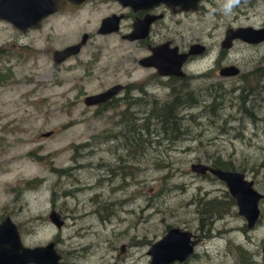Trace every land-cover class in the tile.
<instances>
[{
  "label": "rangeland",
  "instance_id": "374dc122",
  "mask_svg": "<svg viewBox=\"0 0 264 264\" xmlns=\"http://www.w3.org/2000/svg\"><path fill=\"white\" fill-rule=\"evenodd\" d=\"M215 1L216 11L230 4ZM209 9L202 20L209 50L170 88L153 81L135 62L137 45L119 35L94 34L77 55L56 64L53 50L81 36L58 34L46 47L33 40L39 32L17 38L0 21V221L9 216L24 245L54 242L61 264H149L150 245L175 226L201 243L188 260L172 264H264V199L260 220L248 229L226 185L190 168L216 157L231 160L264 193V42L236 39L220 52L230 26L264 24V2L249 19ZM185 20L179 33L188 39V30L201 26L186 18L180 25ZM27 41L41 49L20 47ZM226 65L239 75L221 76ZM116 83L130 89L102 107L84 104L85 96ZM173 86L196 99L181 107L179 137L171 140L151 111L172 98ZM213 90L221 96L215 117L202 114ZM206 204L221 210L208 216ZM52 209L64 219L61 228L48 217ZM240 255L250 258L243 263Z\"/></svg>",
  "mask_w": 264,
  "mask_h": 264
},
{
  "label": "flooded vegetation",
  "instance_id": "af4514ba",
  "mask_svg": "<svg viewBox=\"0 0 264 264\" xmlns=\"http://www.w3.org/2000/svg\"><path fill=\"white\" fill-rule=\"evenodd\" d=\"M11 1H14V0H11ZM44 1L47 2L48 4L52 3V6H53L52 8H55V9L45 14L39 20V22L35 25H31V26L21 29L17 27V25L13 22H8L3 19H0V21L8 22L10 26L13 28L14 36L17 38H28L33 32H39V36H36L35 39L33 40L36 41V39H40L41 43L46 44V47H47L48 39L51 37H55L58 34L72 33V34H75L76 36H81V38L84 35H87L86 43L88 39L94 34L100 35V36L119 35L122 40L128 43L137 45L138 51L141 54L140 56L136 58L135 62L142 69H147L151 71L153 81L163 79L166 81L167 86L169 88H170L169 85H173V82H175L176 80L182 81L186 79V77L188 76V74L185 71L186 66H188L190 63L196 60H199L200 58H202L203 56L207 54L209 47L202 40V35L204 34V29L202 27V20H203V17L210 11L209 9L210 7L212 9L211 11L214 12L215 14L221 10H224L227 13H230L229 16H232L236 19L237 18L239 19L240 17L249 19L252 15H254L255 6L259 4L260 2H264V0H230L229 5H226L225 3H223L222 5H225V6L219 7L220 10L218 9V6H217V11H216L217 2L215 0H186L184 6H182V4L169 6L165 2L146 3L150 5H141L139 7H134V6L132 7L130 5H124L120 0H44ZM43 9L44 11L46 10L48 11L50 10V7L47 5ZM193 17H196V18L192 19ZM182 18H186L192 22H195L196 27L201 26L200 28H197L196 30H193V28H190L188 30V33H189L188 39L185 38L184 34L179 33L180 32L179 30L183 29L184 27L183 25L189 24V22L185 20L183 21L184 23L180 25L182 22ZM105 20H108V21H105ZM60 26H64L63 28L65 29H60L59 28ZM89 27H92V28H89ZM114 27H117L116 31H109V29L111 30ZM247 27L254 28L255 26L253 27L251 25H237L234 27L230 26L229 28H227L225 30L224 37L220 42V45L222 48L220 52L221 53L226 52V49H230L233 46L234 41L236 40V39H233L231 41V46L229 47H224L222 45L223 41L225 40L227 30L247 28ZM263 27H264V24H261L255 27L254 29H260ZM84 29H90V30L86 31ZM61 30H67V32L62 33L60 32ZM172 32H174V34H177V36L173 37L171 35ZM194 32H197V34L195 35ZM130 36H134L136 37V39L130 40L129 39ZM237 40L240 41L241 39H237ZM263 42L264 40L259 43H250V44L258 45ZM77 43L78 42H72L71 44L64 46L63 48L53 50L52 58L54 56L55 51L62 50L68 46H71ZM194 46H196L197 48ZM200 46L203 47L202 50L199 48ZM20 47L25 48L26 51L27 50L29 51L32 49H41L33 45V42L31 41L21 42ZM160 47L165 52V54H168L171 57L182 55V54H187V53H190L191 50L192 51L194 50L192 54H188V56L183 61L182 65L180 66V70L184 74V76H180L176 74L161 75L154 66L145 65L146 63H144L143 61H146L148 58L152 57L155 54L154 50L156 49L159 50ZM128 55L130 56V54ZM71 57H74V56L68 57L63 62L67 61ZM53 61H54V58H53ZM61 63H56V64H61ZM226 66H231V65H226ZM226 66H223V67H226ZM239 73H240V69L238 68V73L236 75L223 76V77H233V76L239 75ZM118 84L119 83H116L114 85H118ZM122 86H123V89L121 92L112 96L108 101L99 103L95 106L97 107L105 106L111 103L114 100V98L120 95L123 91L130 89L129 85H122ZM172 88L176 90L174 86L171 87V89ZM204 175H211V174L208 173ZM229 196L231 197L230 194ZM231 198H232V201L236 205L235 199L233 197ZM237 211H238V208H237ZM260 214H261V211H260ZM260 214H259L258 221L260 220ZM255 225L252 228H254ZM246 226H247V222H246ZM171 228L173 227H169L168 230ZM177 228H180V227H177ZM252 228H248V229H252ZM180 229L188 231L186 229H182V228ZM190 233L192 234L191 240H196L192 253L183 261L175 260L173 262H184L188 260V258H190L194 254L196 246L199 243H201V238L194 235L192 232ZM245 251L246 253L249 254L247 250ZM240 257L242 259V262L244 263L245 259L241 255ZM60 260H61V257H60ZM60 260H59V263H60ZM173 262H171L170 264H172Z\"/></svg>",
  "mask_w": 264,
  "mask_h": 264
},
{
  "label": "water",
  "instance_id": "95a60500",
  "mask_svg": "<svg viewBox=\"0 0 264 264\" xmlns=\"http://www.w3.org/2000/svg\"><path fill=\"white\" fill-rule=\"evenodd\" d=\"M120 1L124 5H130L132 7L159 2H165L169 6L178 4L184 6L186 2V0ZM47 5L50 7V10L44 11L43 8ZM52 7V3L48 4L44 0H0V19L13 22L17 27L23 29L37 24L45 14L55 9ZM116 30L117 27L111 30L109 29V31ZM129 39L133 40L136 37L130 36ZM233 39H241L248 43H259L264 40V27L260 29H254L252 27L229 29L226 32L222 45L224 47L231 46ZM86 40L87 35H84L77 44L55 51L53 56L54 61L61 63L68 57L77 55L83 45L86 44ZM199 48L202 50L203 47L200 46ZM154 52L155 54L152 57L143 61L146 63L145 65L154 66L161 75L176 74L184 76L180 70V66L188 54H192L194 50H191L190 53L174 57L165 54L161 47L159 50H154ZM237 73L238 68L233 65L223 67L219 71L221 76L236 75ZM122 89V85H114L103 92L85 96L83 102L86 106H95L108 101L112 96L121 92ZM51 133L46 132L43 136L47 137ZM190 168L195 174L204 175L209 173L219 181H222L226 185L231 197L235 199L238 213L246 219L247 227L252 228L257 223L260 214L258 204L260 200L264 199V193L256 190L253 180H249L245 176V173L238 170L214 168L204 163H193ZM48 217L57 228L63 226L64 219L56 210L52 209ZM191 236L192 234L190 232L177 227L169 229L161 239L150 246L148 254L151 255V261L149 264H170L175 260L183 261L192 253L194 244L196 243V240H191ZM262 253L264 256V245L262 247ZM60 257V254L55 249L54 242L51 241L45 245L34 247L26 246L22 242L16 223L9 216H6L0 221V264H58Z\"/></svg>",
  "mask_w": 264,
  "mask_h": 264
},
{
  "label": "trees",
  "instance_id": "16d2710c",
  "mask_svg": "<svg viewBox=\"0 0 264 264\" xmlns=\"http://www.w3.org/2000/svg\"><path fill=\"white\" fill-rule=\"evenodd\" d=\"M3 80H4V76H0V81L2 82ZM249 90H252V89H249ZM172 94H173L172 98L169 101L160 105V107L158 108H152V111H151V113L157 119L156 123L159 124V127H160L159 129L162 130L164 135L168 139H171V140L177 139L179 137L178 133H180V130L182 127V120L184 119L183 116L179 115L181 107H183V105H190V106L194 105L195 104L194 100L196 99L195 96L191 94V92L183 93L182 91L174 90V88H172ZM219 97L221 96L219 94L214 93V90H213L212 93L209 94V101L206 102L202 107V114L213 115L214 117L218 116L217 111H219V109L221 108L220 106L218 107ZM246 102H247V99H243L241 101V105L244 107ZM128 104L130 105L131 102H129ZM144 128H146V126ZM145 130L150 133L149 128H146ZM210 166L214 168L225 169V170H238L241 172L245 171L244 166L235 165V163H233L231 160H225V159H222L221 157L214 158ZM28 185H29L28 188H35L34 185H30V184ZM210 207L206 204V206L202 208L206 210V213L209 212L208 216L212 215L210 211L220 212L221 210L220 209L221 206H218V205L215 206L217 210H207V209H210ZM200 213L202 214L203 211H200ZM214 214H220V213H214ZM244 252L246 253L245 250ZM243 256L244 258L249 259V256H245V255Z\"/></svg>",
  "mask_w": 264,
  "mask_h": 264
}]
</instances>
